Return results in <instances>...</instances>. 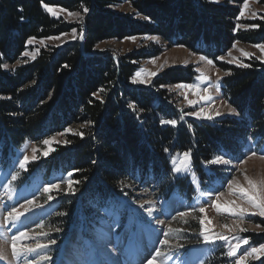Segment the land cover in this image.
I'll return each instance as SVG.
<instances>
[{"label": "trees", "instance_id": "16d2710c", "mask_svg": "<svg viewBox=\"0 0 264 264\" xmlns=\"http://www.w3.org/2000/svg\"><path fill=\"white\" fill-rule=\"evenodd\" d=\"M258 1L264 4V0ZM42 2L69 12L83 13L85 6L90 9L78 25L83 39L51 51L41 49L24 67L12 71L0 67V162L27 144L38 143L42 151V141L58 134L70 141L67 145L54 143L47 157L38 152L42 161L33 162L48 174L60 172L67 182L80 181L73 185L75 195L67 194L66 185L59 192L47 193L56 198L57 205L46 222L51 230L49 240L59 238L77 214L98 222L112 214L110 207L118 200L139 201L136 192L155 189L163 179L170 177L167 189H173L174 182L185 187L186 180L176 179L172 172V160L179 152L192 151L194 167L204 181L202 162L224 152L238 158L249 139L264 140V64L254 60L244 68L217 59L232 41L264 43V23L258 29L231 31L238 11L232 5H243V0H226V5L209 0H0V65L20 61L29 50V38L46 40L75 28L62 16L48 13ZM123 3L140 18L131 19L111 9ZM142 36L180 44L230 71L223 78L222 91L240 115L214 123L191 119L184 125H166L165 121L176 120L172 110H177L162 88L191 82L197 69L170 70L144 87L133 85L136 71L143 60L160 53L141 52L124 58L98 51L104 41ZM68 129L82 132L84 137L72 135ZM189 190L192 193V186ZM159 194L156 190L152 195ZM184 227L187 232L180 229L181 235L198 226L187 221ZM254 238L263 241L264 233ZM213 260L210 264H230L224 249Z\"/></svg>", "mask_w": 264, "mask_h": 264}, {"label": "rangeland", "instance_id": "374dc122", "mask_svg": "<svg viewBox=\"0 0 264 264\" xmlns=\"http://www.w3.org/2000/svg\"><path fill=\"white\" fill-rule=\"evenodd\" d=\"M227 3L226 0H219L216 4L226 5ZM232 7L237 8L238 11L234 22H232L234 27L231 31L234 30L237 23L242 25L237 31L252 30L251 28L243 27L245 24L264 23V19H252L250 17L251 11L257 12L258 16H264V4L259 1L250 0L249 9L246 10L245 17L240 20H237V16L242 5H232ZM53 9L57 13L56 16L60 15L68 24L75 25L74 29H76L78 34L80 33L78 25L82 24L83 21L81 22L78 17L69 16V11L61 12L60 8ZM111 9L117 14L129 16L131 19L140 18L136 11L127 3L114 5ZM81 14L83 15V13ZM71 33L72 32L60 36V40H34L33 44L29 45V50L26 51L29 55L25 56L23 54L19 63L16 62L13 65L6 64L8 66L6 70L12 71L16 68L24 67L37 57L41 49L51 51V48L57 49L79 40V38L73 39ZM157 38V40H149L142 36L136 37L135 40H107L98 45V51L111 52L116 57L120 56L124 58L131 54L141 52H152V55L160 53L153 58L143 60L140 63L141 67L136 71V73L142 70L144 73H157V75L151 77L146 84L133 83V85L144 87L151 86L156 78L170 70L195 67L198 74L191 82L187 83H197L201 89L207 88L208 92H201L200 95H211L213 97V102L211 104L197 103L196 106L193 107L188 104V100H197L198 96L196 93L190 92L187 89H178L175 85H167L162 88L166 91L168 101L175 104L177 113H174L173 110L172 113L175 115L180 125L188 123L191 119L214 123L227 116H238L228 114L227 108L221 103V101H226L222 91L223 79L219 80L220 92L217 94L216 84L218 77L224 78L226 76L224 75L225 71L222 69L219 73L217 72L218 67H216L213 59L211 60H213L214 64L209 65L206 61H201L199 59L200 56L206 57L205 54L196 55L185 46L180 44L172 45L170 41H165L160 37ZM40 41L44 43L41 44ZM236 41H232L230 47L220 56L224 57V59H218L219 62L238 67L235 62H228L235 57L239 62L248 65L254 60L264 64V57L261 56L257 48L253 47L252 44L241 41L236 43ZM234 44L235 47H233ZM57 45L60 46L58 47ZM241 51L249 53V57L241 55ZM229 52L232 53L231 56H228ZM185 61L188 62L186 66L184 64ZM201 73L208 77L207 82L198 80ZM185 97H187V99H185ZM202 106L213 115L217 110L224 114L215 117L211 121L197 119L194 116L188 115L190 112L198 111ZM181 117H183V119H181ZM165 124L174 127L168 123ZM54 137L55 141L53 144L56 143V141H63V137H61L60 134ZM53 144L51 145L52 149ZM245 147L247 148L244 151L243 157L247 158L243 163L238 162L243 157L235 162L231 161L229 165L217 166L208 162H202L200 167L206 176V180L204 181L200 179L202 177L194 167L192 151L177 153L173 158L176 162V166H180L184 153L189 154V159L186 162L187 171L174 174L176 179L186 180L185 187L173 180L175 191L172 194V187L170 189L166 188V184L170 180V177L168 180L166 179L167 181L163 179L159 185L152 179L151 182L158 186L155 189H140L139 192H136V196L141 197L139 201L132 202L127 199L122 200L117 208L120 213L113 217H108L107 220H102L100 224L95 222L89 224L79 218L69 221L68 224H66V229L62 230V233L58 236L59 238L56 239V244L53 245L49 244L51 230L46 226V221L53 212L56 198L53 197L49 200L47 193L40 188V183L45 184L41 180L45 177L46 171L38 163L32 162L28 170L22 174V177L19 175L17 179H11L12 175H15L14 171L18 168L17 161L24 155H27L31 161L33 149L37 150L35 153L37 156L36 161H42L38 159V152H40L43 157L49 155L48 146L44 145L43 150L40 151L41 148H39L38 143L27 144L23 147L19 157H14L9 154L5 163L0 165V233H4L6 237L9 238L7 242L0 244V247L6 249L7 255V259L0 260V264H17V261L11 256L10 237L16 234L18 230H27L28 238L21 242L22 245L33 247L37 244L47 245L45 248L38 249V253L39 255L51 257L50 260L43 261L38 260L37 253H25L20 257L18 264H31L33 260L36 261V264H113L114 261L116 264H146L147 260L154 256L157 257L156 251L158 249L161 254L155 259L154 264H166L168 256H173V253H171L172 251L176 252L178 260L172 257V260L168 261L167 264H210V262L214 260L209 262V260H207L208 256H216L220 250L223 249L225 253H227L229 243L224 241H216L215 243L204 242L201 236L200 220L205 217L211 220V224L208 225L210 229L208 235H227L231 244H235L236 242L234 237L249 240L248 245H243L239 249L236 257H231L230 264H235V261L242 256L245 250H250L252 247H258L264 244V240L257 241L254 238L264 233V231L255 227L256 224H260L264 227V223H262L264 217L246 216L242 226L247 228L248 231L241 233L237 229L235 232H228L224 225L227 224L229 227H235V224L239 223V221L236 217L226 212H218L212 205L214 202H217L216 195L223 192V195L220 196L218 201L222 206L230 204L232 201H235L238 205L247 206L242 203L240 194L236 193L233 195V189L228 186L227 181L231 175L235 178L236 184L245 188L248 187L247 181L245 180V176H247L259 187L264 189V159L259 155V153L264 152V143L260 144L258 141L248 140ZM250 150L257 152L258 155L249 156L248 153ZM45 152H48L47 156L44 155ZM222 156L228 159L227 155ZM46 177H48V185L49 183L52 184L63 181L60 175L51 174L49 176L48 174ZM152 183L150 185H152ZM65 185L66 188H68L67 181L61 183L60 188ZM190 186H192L193 192L192 199H190ZM156 190L160 191L158 197L152 195ZM53 191L59 192V190ZM164 192L166 196L162 195ZM29 199L33 200V205L31 206L26 203ZM145 201L151 203H146L144 209H141L139 205ZM150 206L155 209L151 217H149L146 212V209ZM201 207L205 209L204 213L199 211ZM13 208H16L18 212L25 213V215L21 217V220L14 225L8 224L5 220L7 213ZM181 212H187L188 215L181 216ZM130 219L135 221L131 228L129 227ZM158 220L164 221V223H158ZM187 221L191 224L195 223L198 227L195 231L189 230L188 232L190 235H181V230L187 232L184 227ZM180 222L185 223L182 225ZM112 223L118 226L109 229V225ZM165 232L168 233L167 237L164 235ZM104 233H107L108 237L111 239V244L108 246L107 250L99 246V236ZM165 239H167L168 243H160V241ZM117 243L120 251L109 254L111 252V245ZM147 254L149 255V259L146 260ZM263 258L264 253L248 256L242 260V264H251L253 262L260 264Z\"/></svg>", "mask_w": 264, "mask_h": 264}, {"label": "snow or ice", "instance_id": "6c2138e0", "mask_svg": "<svg viewBox=\"0 0 264 264\" xmlns=\"http://www.w3.org/2000/svg\"><path fill=\"white\" fill-rule=\"evenodd\" d=\"M210 3H218L219 0H209ZM258 2V0H257ZM42 6L45 8V10L50 13L52 16H56L57 13L56 11L53 9V7L47 5V4H43L42 2ZM249 9V0H243V5L242 8L237 16V20H240L241 18L245 17V12L246 10ZM20 11H22V9H20ZM61 12L65 11L64 9H60ZM90 9L88 7H83V14L87 15L89 13ZM69 16L71 17H78L80 19V21H83L84 15H82L80 12H69L68 13ZM250 17L252 19H264V16H258L257 12L255 11H251L250 12ZM146 19H149L146 17ZM242 27L241 24L237 23L235 28H234V32L239 30ZM243 27L245 28H251V29H258L261 26L258 24H245L243 25ZM63 35H67L66 33ZM72 38L76 39H83V29L80 30V33L78 34L76 29L72 30ZM60 36H54V37H49L48 39H52V40H60ZM130 39L135 40V37H131ZM145 39H149V40H157V37H145ZM35 40L34 37L29 38L27 40V44L31 45L33 44V41ZM41 44H43V41H40ZM236 43H239V41H236ZM58 47L60 45H57ZM233 47H235V44L233 45ZM253 47L257 48L260 53L261 56L264 57V43H258L253 45ZM25 56H28L29 53L25 52L24 53ZM232 53L229 52L228 56H231ZM241 55L245 56V57H249V53L247 52H243L241 51ZM34 58V56H33ZM199 59L201 61H206L209 65H213L214 62L211 59H208L205 56H200ZM217 59H221L223 60L224 57H218ZM154 62V61H153ZM229 63H233L235 62L237 64L238 67H249L250 65L248 64H244L241 63L237 60V58L233 57L231 60L228 61ZM19 63V61H18ZM26 63V61H25ZM187 61L184 62L185 66L187 65ZM0 67H4L7 68V65H0ZM64 67H68L67 65H64ZM221 71V69L217 68V72L219 73ZM155 75H157V73L155 72H147L144 73L143 70L142 71H138L133 80L132 83L136 84H146L151 77H154ZM224 75H231L230 71H225ZM223 79V77H218V81L216 84V91L217 94H219L220 92V85H219V80ZM199 81L202 82H207L208 81V77L205 76L203 73H201L198 77ZM176 88L178 89H187L190 92L196 93L198 96L197 100H188V104L195 107L197 103H202V104H211L213 102V97L211 95H200L201 92L203 93H207L208 89L204 88L201 89L199 87V85L197 83H181V84H177L175 85ZM103 91V90H101ZM185 99H187V97H185ZM103 102V101H102ZM221 103H223L224 107L227 108V112L228 114L231 115H240V113L237 111V109L233 106H231L227 101H221ZM129 107H132V105H129ZM224 113L220 112L219 110H217L215 112V114H211L210 112L206 111L205 108L202 106L199 108L198 111H193L188 113V115L190 116H194L197 119H205V120H213L215 117H219L221 115H223ZM181 119H183V117H181ZM165 123H168L172 126H176L177 125V121L176 120H168L165 121ZM81 128L85 127L84 124L80 125ZM68 132H70L72 135H76V136H80L81 138L84 137V134L82 132H76L73 131L72 129H68ZM55 141V137H51V138H46L42 141V143L45 146H48V152L53 151L54 149L51 148V145L53 144V142ZM58 142V141H56ZM59 143V142H58ZM62 143H64L65 145L69 144L70 141L65 140ZM168 149H165V152H167ZM37 150L33 149V156L31 158V161L29 160V157L27 155H24L21 159H19L17 161L18 163V168L19 169H23L25 171L28 170V164L31 162H34L37 160V156L36 153ZM48 152H45L44 155L47 156ZM249 156H255L258 155L257 152L255 151H249L248 153ZM259 155L261 156L262 159H264V152L259 153ZM247 157H243L241 158L238 162L239 163H243L245 161ZM189 159V154L188 153H184L183 154V160L180 162V166H176V162L175 160H173V168H172V172L173 174H179L182 171H187V166H186V162ZM95 163V162H94ZM208 163L212 164V165H229L231 163L230 159H226L224 156L222 155H217L214 159H212L211 161H209ZM20 175V173L17 171L15 173V175H12L11 179L15 180L17 179V177ZM72 173H69V176H71ZM245 180L247 181L248 187L245 188L239 184H236L235 182V178L233 177L232 179H230L228 181V186L230 188L233 189V195H235L236 193L240 194V199L242 201V203L244 205L247 206H241L235 203V201H232L230 204L227 205H221L218 201L220 196L223 195V192H220L216 195V201L213 203V207L218 211H223L228 213L229 215L236 217L237 220L239 221V223L235 224V227H229L227 224L224 225L225 229H227L228 232H235L237 229L239 230V232L244 233L246 231H248L247 228L243 227L242 224L244 223V218L246 216H260V217H264V189H262L261 187H259L256 183H254L251 179H249L247 176H245ZM61 183H63V181L60 182H56V183H52L49 185H46L43 188V191L45 193H51L53 190H59L60 189V185ZM68 193L70 195H75L76 194V190L74 189L73 185L74 184H79L80 181H73V180H69L68 182ZM53 197L51 195L48 196V199L51 200ZM26 203L28 205H33V200L29 199L26 201ZM150 204L151 202L149 201H145L144 203H141L139 205V207L141 209H144L145 204ZM155 211V209L153 207H148L146 209L147 215L149 217H151L153 215V212ZM199 211L201 213L205 212V209L203 207L199 208ZM25 213L22 212H18V210L16 208H13L11 211H9L7 213V216L5 217V220L8 224H16L17 222H19L21 220V217L24 216ZM61 215H66V213H61ZM181 216H186L188 215L187 212H181L180 213ZM158 223L163 224L164 221H157ZM135 223L134 220L130 219L129 221V227L131 228L133 226V224ZM200 224H201V236L203 237V240L205 243H215L216 241H224V242H228L229 243V247L227 250V256L229 257H236L237 253L239 251V249L243 246V245H248L249 244V240L248 239H241L239 237H234V239L236 240L235 244H231L229 241V237L227 235H218V236H210L208 235V232H210V229L208 228V225L211 224V220L207 219L206 217L200 220ZM118 226L115 223H112L109 225V229L114 228ZM256 228H259L261 231H264V227H262L260 224H256L255 225ZM165 237L168 236V233L165 232L164 233ZM28 238V234H27V230H18V232L14 235H12L10 237V248H11V256L17 261V264L19 262V259L22 255H24L25 253H37V258L38 260H43V261H48L51 259L50 256L47 255H39L38 253V249H42L47 247V245L44 244H37L35 247L33 246H25L22 245V241H24L25 239ZM9 238L6 237V235L4 233H0V244L7 242ZM56 240L52 239L49 241V244H56ZM160 243L162 244H166L168 243L167 239L160 241ZM111 244V239L108 237L107 233H104L102 235L99 236V246L103 247L105 250L108 249V246ZM120 249L118 247V243L117 244H112L111 245V252L109 254L115 253V252H119ZM264 253V244L259 245L258 247H252L250 250H245V252L242 254V256L237 259L235 261V264H242V260L245 259L248 256H253V255H257V254H262ZM160 250L158 249L156 251V256H159ZM7 259V255H6V249L3 247H0V260H6ZM155 261V256L152 257L151 259L146 261V264H154ZM31 264H36V261L33 260L31 262ZM113 264H116V262L114 261Z\"/></svg>", "mask_w": 264, "mask_h": 264}]
</instances>
